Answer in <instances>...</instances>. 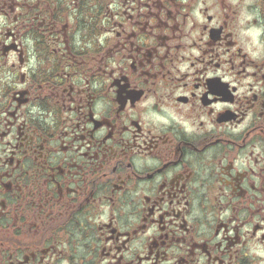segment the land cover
Masks as SVG:
<instances>
[{"label": "flooded vegetation", "instance_id": "af4514ba", "mask_svg": "<svg viewBox=\"0 0 264 264\" xmlns=\"http://www.w3.org/2000/svg\"><path fill=\"white\" fill-rule=\"evenodd\" d=\"M0 264H264V0H0Z\"/></svg>", "mask_w": 264, "mask_h": 264}]
</instances>
